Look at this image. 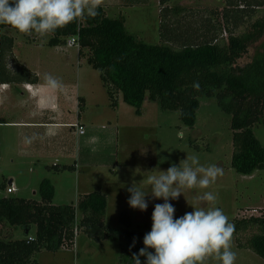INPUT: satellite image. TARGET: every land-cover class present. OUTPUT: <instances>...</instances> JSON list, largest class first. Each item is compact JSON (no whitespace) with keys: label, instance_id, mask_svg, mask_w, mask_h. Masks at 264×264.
<instances>
[{"label":"trees","instance_id":"trees-1","mask_svg":"<svg viewBox=\"0 0 264 264\" xmlns=\"http://www.w3.org/2000/svg\"><path fill=\"white\" fill-rule=\"evenodd\" d=\"M170 2L159 0L160 42L156 45L135 38L125 29L122 16L108 18L100 6L96 16H84L82 23L77 18L57 29L48 44H63L75 37L80 54L86 49L87 63L99 71L114 108L121 94L140 113L148 95L161 109L178 111L181 122L193 127L199 98L215 96L221 110L231 115V167L244 175L264 170V147L252 131L264 118V0H224L218 12L169 7ZM241 27L244 31L236 33ZM5 28L11 27L0 25ZM255 45L250 61L240 63ZM12 47L13 38L0 35V83L35 84L37 76L15 60ZM196 82L199 88L193 87ZM54 193L53 184L45 178L39 184L38 199L0 198V228L8 224L24 235L4 240L0 229V264H38L40 252L72 247L78 230L96 243L130 239L131 233L106 226L104 194L94 191L79 196L76 205H54ZM234 225L236 246L264 259V216L237 219ZM247 232L242 242L239 236ZM139 250L129 244L121 264H133L131 258ZM144 260L141 257L142 264Z\"/></svg>","mask_w":264,"mask_h":264},{"label":"rangeland","instance_id":"rangeland-1","mask_svg":"<svg viewBox=\"0 0 264 264\" xmlns=\"http://www.w3.org/2000/svg\"><path fill=\"white\" fill-rule=\"evenodd\" d=\"M181 0H172L173 3ZM183 6L191 9H206L217 11L224 8V0H188ZM122 16L125 20V29L142 42L156 45L160 42L159 35V13L155 4L150 1L148 5H134L133 8L125 9L120 13L108 12L107 17L115 19ZM81 23L83 17L80 18ZM245 24L243 25V27ZM241 27L236 33H241ZM13 36L16 38V50L20 54L19 42L37 43L38 53H68L70 62H76V51L78 47H69L66 43L59 44L63 50L50 48L47 42L52 34L41 37L38 34L27 35L16 30L0 29V35ZM223 37L226 33L223 32ZM259 44V43H258ZM29 45V44H28ZM33 47V46H31ZM257 45L250 47L240 63L250 61L256 52ZM25 52V51H24ZM83 52L87 53L86 49ZM26 52L22 54L25 56ZM83 71L88 74L92 83V91L85 103L92 115V125L99 133L110 132L114 135L111 143L104 146L103 138L96 144L99 151L105 150L103 154L109 155L111 163L93 166L89 170L79 173L77 171L64 169L58 171L52 168V164L59 166H73L74 161L70 159L44 158L37 161L20 160L13 156L14 163L10 162L11 154L8 150L10 141L3 137L0 140V198L13 197L21 199H38L37 190L40 182L47 178L54 186V205H75L79 195L89 192H99L105 195L107 206L105 210V224L114 230H124L131 233L128 241H105L96 243L81 231L76 232L74 245L70 248L63 247L60 251H42L37 256L38 264H121L127 253L129 244H133L135 238L136 250L144 247L143 237L150 232L152 227V212L156 204H162V199L146 197L148 208L146 211L132 209L128 205L130 193L128 187L133 182L139 183L147 173L157 167L166 171L171 164H179L186 159V155L196 153L200 162L204 165L215 163L223 169V175L209 186L207 191L218 194L216 206L223 209L231 223L249 216H264V170H257L250 175L236 172L231 167V156L233 152L232 136L230 129L231 115L221 110L217 98H199V107L196 111V120L193 127L184 125L178 111L161 109L157 101L145 96L141 112L136 113L135 108L125 103L122 95L119 96L118 104L114 108L108 102L105 88L99 78V71L87 63V56L80 57ZM71 65V63H70ZM76 67V63L73 64ZM70 69L71 66H70ZM101 127H104L102 129ZM253 134L264 147V118L253 125ZM4 132V130H2ZM10 131L7 135L10 137ZM102 135V134H101ZM2 135H0V138ZM111 141V140H110ZM109 141V142H110ZM114 160V161H113ZM32 161V163H30ZM139 169V172L136 170ZM142 173V174H141ZM13 179L16 191L7 193L9 180ZM143 190L150 194V186L140 185ZM205 189H184L183 195L169 202L174 206V218L183 216L186 212L193 211L190 206L196 204L195 196L202 194ZM190 204V205H189ZM124 214V215H123ZM127 217V221H124ZM2 239H20L24 235L21 229H15L8 224L1 226ZM34 228L31 230L33 233ZM250 232L241 234L239 237L245 242ZM33 237V235H32ZM231 248L236 253L235 264H264V259L257 256L250 249H239L236 246V236L233 234ZM149 251H153L149 249ZM47 252V253H46ZM42 253V254H41ZM204 264H219L212 257L206 258Z\"/></svg>","mask_w":264,"mask_h":264},{"label":"clouds","instance_id":"clouds-1","mask_svg":"<svg viewBox=\"0 0 264 264\" xmlns=\"http://www.w3.org/2000/svg\"><path fill=\"white\" fill-rule=\"evenodd\" d=\"M97 14L95 0H0V25L27 35L45 37L77 18ZM42 86L52 93L64 88L59 78L47 73ZM193 87L199 88V83ZM34 138L24 139L31 143ZM143 173L147 175L139 183L133 182L128 187V205L143 212L148 208V196L162 199L163 203L154 206L151 230L144 235V247L139 254H133V264H142L141 257L145 258L144 264H204L208 257L219 264H235L236 253L231 248L235 225L216 206L218 194L206 190L223 175L220 166L204 165L199 155L192 153L166 171L157 167ZM142 184L150 186V194L143 190ZM184 189L206 191L195 196L196 204H189L193 211L174 218L175 208L169 201L183 195ZM134 246L135 238L131 247Z\"/></svg>","mask_w":264,"mask_h":264},{"label":"crops","instance_id":"crops-1","mask_svg":"<svg viewBox=\"0 0 264 264\" xmlns=\"http://www.w3.org/2000/svg\"><path fill=\"white\" fill-rule=\"evenodd\" d=\"M150 1L155 4L159 13V0H95V5L100 6L107 16L108 12L121 14L126 8H133L134 5L146 6ZM187 1L181 0L173 3L171 0L169 7L183 6ZM5 29L15 31L13 28ZM9 37L13 38L12 54L15 60L37 76L35 84L27 81L17 84L0 83V135H2L0 140L3 141V137H7L6 140L10 141L8 148L12 155L10 162L14 163L13 156L20 160L29 161L35 159L39 161L44 158H52L53 160L71 158L74 161L73 166L63 165L61 167L59 164H52V168L62 171L67 169L65 166H69L70 170L71 168L76 170L78 172L76 183H80L79 179L82 174L79 172L81 169L85 172L86 169L89 170L93 166L110 165L106 163L108 161L111 163L112 158L106 153L103 154L104 147L102 151L96 149V144L103 138L104 146H106L112 142L114 135L110 132L99 133L96 131L92 125V115L85 103L92 91L90 78L82 70L80 64V57L85 56L86 53L80 54L78 47L76 51L77 61L70 62L67 52L51 53L47 51L38 53L37 43L19 42V46L23 50L20 54L15 48L17 45L16 38ZM48 46L56 50H63V47L59 45L48 44ZM24 51L26 55L22 56ZM74 63H76V67L73 65ZM46 73L59 78L63 82L64 88L55 93L43 88ZM74 123H79L85 127L83 135L75 132L71 126ZM8 131L12 133L10 137L7 135ZM33 136L35 138L31 143L25 142V137ZM9 183H13L12 178H10ZM85 194L88 193L81 195ZM34 232L35 229L32 234L30 233V236L34 235Z\"/></svg>","mask_w":264,"mask_h":264},{"label":"built area","instance_id":"built-area-1","mask_svg":"<svg viewBox=\"0 0 264 264\" xmlns=\"http://www.w3.org/2000/svg\"><path fill=\"white\" fill-rule=\"evenodd\" d=\"M66 44L69 47H78V43H77L75 37H71ZM71 126L75 129V132L78 133L79 135H83L85 133V127L83 125H80L79 123H74ZM102 128H104V127H102ZM16 190H17L16 187L12 183H10L9 187H7V189H6V192L7 193H13ZM29 239H31V237Z\"/></svg>","mask_w":264,"mask_h":264}]
</instances>
